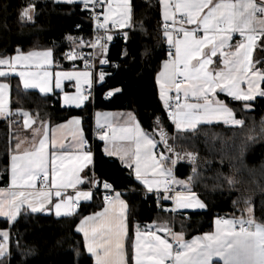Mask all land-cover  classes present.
Segmentation results:
<instances>
[{
	"label": "snow or ice",
	"instance_id": "snow-or-ice-1",
	"mask_svg": "<svg viewBox=\"0 0 264 264\" xmlns=\"http://www.w3.org/2000/svg\"><path fill=\"white\" fill-rule=\"evenodd\" d=\"M54 3L80 5L95 21L97 34L94 41L85 42L79 37L68 39L77 48L85 43L98 48L100 62L108 64L107 43L113 40L109 25L119 29L131 27L134 15L132 0H120L119 3H113V0H54ZM160 3L167 58L157 82L160 97L177 132H195L199 125L214 122L243 127L244 120L239 119L230 103L220 99L217 94H224L231 98V102H239V106L249 112L254 110L251 102L257 97L264 98V56L253 60L255 49L259 48L264 53V0H160ZM35 7V4H29L22 9L21 20L34 22ZM234 36L240 38L235 43ZM123 37L127 42L128 33L124 32ZM16 52L14 57H0V66L7 67L9 71H15L16 65H23L27 69L41 60L49 63L53 56L50 49L27 54L20 49ZM123 55H127V52ZM65 58L84 60L83 72L56 73L57 88L61 87V79L75 81L77 85L82 80L87 82L89 88L86 92H81L78 87L75 95H63V106L81 108L91 95V85L96 82L92 71L94 59H86L79 51H69L65 53ZM214 63L217 65L215 68L212 67ZM7 74L0 70V76ZM17 74L25 89L39 88L45 94L52 91L48 80L51 73L47 71L43 74L19 71ZM106 75L104 71L99 72L100 83L104 82ZM8 89V84H0V116L5 119L13 115L6 103ZM112 94L108 93L109 96ZM17 115L25 118L23 122L28 127L35 122L26 111H20ZM96 115L99 140L107 145L113 138L110 133L114 134L116 129L106 119H99L103 114ZM128 118L132 127L121 131L133 132L131 138L137 147L131 155L120 154V159L131 169L130 174L134 175L139 185L143 186L140 195L150 193L158 201L172 199L175 209L169 211L206 209L208 205L191 190L192 177L179 181L174 175L175 166L183 161L192 165L195 176L197 153L177 152L168 143L170 137L159 118L154 121L155 128L159 129V137L155 132L149 135L132 114ZM44 123L41 122L42 126ZM81 125L80 117H72L67 123L57 125V131H72V142L67 146L63 138L58 140L55 135L50 140L42 128L33 130L34 136L42 135L43 138L38 143L34 141L31 150H22L23 141L16 137L10 154L13 191L0 192V217L15 224L22 209L34 215L82 216L79 211L81 202L86 205L99 195L103 210L82 216L76 228L77 232L83 233L86 252L94 264H264V221L256 219L250 199L245 201L243 209L246 217L242 214L233 219L217 218L216 232L211 235L197 236L187 241L183 232L177 233L167 225L142 227L139 223L135 224L134 235H131L129 204L126 200L129 193L116 191L111 183L89 178L87 173L81 176L90 164L93 167L89 171L94 173L93 153ZM158 144L168 154L158 153L157 159L153 151ZM49 145L56 149L51 155L48 153ZM104 152L109 156L117 154L115 148L110 150L107 146ZM37 181L42 185V190L38 192L33 191ZM226 182L229 185L236 183L232 178H226ZM83 185L88 186L86 190ZM173 185L184 190L174 191ZM69 189L71 192H68ZM130 192L135 193L136 189ZM161 227L170 234L171 243L157 235ZM9 239V231H0V264H7L11 256Z\"/></svg>",
	"mask_w": 264,
	"mask_h": 264
},
{
	"label": "trees",
	"instance_id": "trees-1",
	"mask_svg": "<svg viewBox=\"0 0 264 264\" xmlns=\"http://www.w3.org/2000/svg\"><path fill=\"white\" fill-rule=\"evenodd\" d=\"M132 3L134 15L129 40L125 45L118 43L111 47L108 53L111 69L106 72L104 82L96 87L94 105L88 101L83 109L63 108L59 94L44 96L37 91L24 90L17 78L12 77L8 79L11 82L12 119L19 118L17 113L20 111L57 123L81 116L90 131L95 111L133 112L149 135L155 132L159 137V129L154 126L155 119L159 118L172 146L175 137L177 152L197 153V174L193 176L192 165L181 161L175 166V177L179 181L192 177L191 190L208 205L207 210L173 214L169 211L173 206L172 199L158 201L150 193L140 195L142 186L130 174L131 170L118 159L106 157L102 143L97 144L94 173L98 180L111 183L116 191L129 193L126 200L131 235H134L137 223L142 227L155 224L167 225L177 233L183 232L189 239L209 232L217 218L245 215L243 209L249 199L256 219L264 221V98L251 102L254 106L251 112L243 110L239 102L224 98L234 108L237 117L244 120L243 127L208 124L200 125L195 132L176 133L156 83L157 74L167 58L159 0H132ZM29 4L36 6L34 22L22 23L21 11ZM77 26L82 30L75 31ZM89 26L80 5L0 0V57H13L17 49L23 53L51 49L57 62L62 63V55L74 49L68 37L85 39ZM125 51L127 55H123ZM109 92L113 94L109 96ZM107 95L109 101H105ZM9 122L0 120L1 186L8 182ZM158 149L168 154L162 145L158 144ZM226 178H232L236 183L229 185ZM131 189L136 192H130ZM102 207V198L97 195L93 203L83 205L79 211L82 216H87ZM82 216L55 218L25 214L15 224L0 219V231H10L11 256L7 264H93L85 251L82 236L76 232Z\"/></svg>",
	"mask_w": 264,
	"mask_h": 264
},
{
	"label": "crops",
	"instance_id": "crops-1",
	"mask_svg": "<svg viewBox=\"0 0 264 264\" xmlns=\"http://www.w3.org/2000/svg\"><path fill=\"white\" fill-rule=\"evenodd\" d=\"M38 1H53L54 2V0H38ZM119 2H120V0H113V3H119ZM159 3H160V0H159ZM160 9H161L162 22L164 23L163 16H162L161 3H160ZM177 17H179V14H177ZM169 23H170V21H169ZM186 26L189 27V28L193 27L192 25H186ZM200 34L202 35V33H200ZM71 37H73V36H71ZM74 38H77V37H74ZM237 40H239V39L238 38H233V43H235ZM68 41H69V39H68ZM69 42L71 43L73 41H69ZM79 48H82V47H79ZM75 49H78V48L76 46H74V49L73 50H75ZM43 50H46V49L35 50V51H43ZM52 52H53V50H52ZM27 53H25V54H27ZM258 56H264V53H261L259 48L255 49L253 51V60H255ZM216 59L217 58H214V60H216ZM193 63H195V61H193ZM38 64H39V66H38ZM222 66L223 65H220V67H222ZM212 67L215 68V67H217V65L214 63L212 65ZM0 70L5 71V72L8 73L6 76H0V84H8L9 85V89H8V93H7V100H6V103H7V106H8V109L9 110H11L12 100H11V82L8 79H10L12 77L17 78L20 86L24 90H27V91H37L41 95H44V96L54 95L55 93L59 94V99H60V102H61V105H62L63 108H75V107H66V106H63V95L65 93L70 94V95H75L77 93V92L76 93L73 92L74 91L73 90V85L76 88L79 87V89H80L81 92H84L85 87L88 86L87 82H85L83 80L81 81V83L79 85H77L75 81H68V80L61 79V81H60L61 87L60 88H57L56 87V81H57L58 77L56 76V73H58V72H65V73H67V72H73V71L83 72L84 69H82V70H74V69H71V68L64 67V65L61 62H57V59L55 58L54 52H53V56L51 58V61L49 63H44L41 60V61H38V63H32L27 69H25L23 67V65H16L15 71H9L8 68L5 67V66H0ZM162 70H163V63L161 65L160 71L157 74V77H158L159 73ZM19 71L39 72L41 74H43L45 71H47V72L51 73V76L48 78V80H49V85H50L52 91H50V92H48V93L45 94V93L40 92L39 88H29V89H25L24 88V85H23L22 79L17 74ZM157 77H156V83H157V88H158L159 97H160V85L157 82ZM217 95H218V97L220 99L226 98V96L224 94H222V93H219L218 92ZM227 98H229V97H227ZM257 98H261V97H257ZM160 99H161V97H160ZM229 99L231 100V98H229ZM161 101H162V103L164 105V102H163L162 99H161ZM87 102H88V100L85 101L83 107H81V108H75V109H83V108H85ZM164 107H165V105H164ZM26 112H28V111H26ZM28 113L30 114L31 119L33 121H35L34 123H32L31 127H28V126H26L24 124L23 121H24L25 118L22 117V116H20V115H18L19 118H16V119H12V116L9 117V118H7V119H5L3 116H0V120H9L10 121L9 122L10 123V154H11L12 148L14 147V145L16 143V137H19L20 140L23 141V143L21 144V149L22 150H31L33 148V146H34V141L36 143H38V141L43 138L42 135L34 136L33 130L34 129H37V128H42V131L45 132V133H47V135L49 136L50 140L55 135L58 140L61 139V138H63V142L65 143L66 146L69 145V144H71L73 137H72V131L70 129H60L59 131H57V125L65 124L71 118L68 119V120H66V121H64V122H58L57 123V122H53L49 118H45V117L42 118L41 116L34 115L31 112H28ZM97 113L103 114L101 117H99V119L101 121H103V120L106 119L108 121V123H110L112 125V127L116 129V132L114 134H111L110 133V135L113 138L107 143V145L105 144L104 141H101V140L98 139V141L96 143V146H97L98 143H102V145H103L102 151H103L104 155L106 157H111V158L118 159L122 163V165L124 167H126L123 164V162L121 161V159H120V154L128 153L129 155H131L132 153L135 152L137 145L134 142V140L131 138L134 135V133L133 132H124V131H121V129L131 128L132 127V122L128 118L129 117V114H132L133 116H135L136 120L138 121L136 115L133 112H103V111H95L94 114H93V123H92V126L95 127V128H97V129H99V127L97 125V119H98L97 118V115H96ZM75 117H80L82 119V125L81 126L83 128V134H84L85 139L88 142L89 137H90V131L87 129V127L85 125L84 117H81V116H75ZM42 121L46 122V123L43 124V126L41 124ZM214 124H216V123H214ZM175 132L178 133L176 129H175ZM106 146L110 150H112L113 148H115L117 154H114L112 156L107 155L104 152V148ZM95 149H96V147H95ZM55 151H56V149H54L53 147H51V145H49L48 153L51 155ZM158 152H159V149H158V146H157L156 149H154V151H153V155L157 156ZM92 153H93V161H94L95 160V150L94 151L92 150ZM92 167H93V165H91V164L88 165L84 169V172L81 173V176L84 177L85 173H87L88 174V177L89 178H92V175L95 174V173L89 171ZM127 169H129V168H127ZM129 170H131V169H129ZM95 177H96V174H95ZM96 179H97V177H96ZM1 182H2V178H1V175H0V183ZM82 187H84L85 190H86L88 186L87 185H83ZM38 190H42V185L40 184L39 181H37V183H36V189L33 190V191H37L38 192ZM2 191H7L9 193L11 191H13V189L11 188V181H10V155H9L8 182L4 186H1L0 185V192H2ZM68 192H71V189H69ZM195 194H197V193H195ZM93 201L88 202L86 205H89V204L93 203ZM172 203H173V206H172L171 209H175V203H174L173 200H172ZM83 205H85L84 202H81V207ZM103 207H104V205H103ZM103 207L99 211H102L103 210ZM206 210H207V208L204 209V210H197V211H193L192 209H178V210H174V211H171V212L173 214H182V213H189V212H202V211H206ZM99 211H97V212H99ZM25 214H28V213H25L24 210L22 209L21 215L18 217V220L21 218L22 215H25ZM32 215H34V214H32ZM51 215L54 216L55 218H64V217H56L54 214H51ZM89 215H91V214H89ZM245 216H246V214H245ZM220 218L221 219H233V218H230V217H220ZM0 219L8 221L5 217H0ZM215 221L213 223V228L209 232L204 233V234H201V235H196V236H194L192 238H189V239H186L185 236H184L185 240L191 241V240H193L197 236H201L202 237V236L214 234L216 232ZM9 223L12 224L11 222H9ZM79 224H80V222H79ZM79 224L77 225V227L79 226ZM129 230H130V227H129ZM9 233H10V231H9ZM77 233L82 236L83 241H84L83 233H81V232H77ZM157 235H160L162 238L168 239L170 243L172 242L171 241V236L166 231L165 228H161L160 231L157 232ZM9 242H10V239H9ZM84 246H85V241H84ZM9 250H10V247H9ZM85 251H86V249H85ZM88 256H89V254H88ZM92 261H93V264H94V260L93 259H92ZM218 264H220V262H218Z\"/></svg>",
	"mask_w": 264,
	"mask_h": 264
},
{
	"label": "built area",
	"instance_id": "built-area-1",
	"mask_svg": "<svg viewBox=\"0 0 264 264\" xmlns=\"http://www.w3.org/2000/svg\"><path fill=\"white\" fill-rule=\"evenodd\" d=\"M83 11L85 12V10H83ZM86 16H87V18H88V20L90 22V26H89V29H88V32H87L88 33V37H86L83 40L85 42H87V41H94L95 38H96V34H97V30H96V26H95V21L93 19H91L87 13H86ZM101 19H103L102 16H101ZM177 19H179V17H177ZM109 27L112 28L111 34L113 35V40L107 43V58L108 59H109L108 53H109V51H110V49H111L112 46L117 45L118 43H123L125 45L128 42L129 37H130V29H131L132 25H131L130 28H124V29L114 28L112 25H109ZM81 30H82L81 27H76L75 28V31H81ZM124 32H127L128 33L127 42H125L124 37H123V33ZM234 38L240 39L238 36H234ZM72 51H79L80 53H82L84 55V57L86 59H90V60H93L94 59L95 67H94V69H92V71H93V73H94V75L96 77V82H94L91 85V89H90L91 95L89 96L90 99L88 100L92 105H94L95 99H96V87L98 85V73L100 71H104L105 73L108 72V71H110V69H111V62H109L108 64H102L100 62V55H99L98 48H92L87 43H85V45L82 48H78V49H75V50H72ZM67 52H69V51H67ZM67 52H65V53H67ZM65 53L62 55V63L63 64L69 65V67L71 69H74V70H82V69L85 70L84 60H82V59H76V60L66 59L65 58ZM109 61H110V59H109ZM88 88H89V86H86L85 89H84V92H86V90ZM105 101H109V96L108 95L106 96ZM166 111H167V114L169 116V111H168L167 108H166ZM106 130L107 129H105V131ZM99 131H100V129H97V128L93 127V126L90 129V137H89V140H88L87 144H88V147H90V149L93 150V151L95 150L96 143H97V141L99 139V135H98L99 134ZM173 147L177 151L175 144H173ZM161 152L162 151L159 150L158 153H161ZM158 158H159V156L157 154V159ZM174 175H175V168H174ZM92 178H95L96 179L95 174L92 175ZM173 190L174 191H183V189L181 187L177 186V185H173Z\"/></svg>",
	"mask_w": 264,
	"mask_h": 264
},
{
	"label": "rangeland",
	"instance_id": "rangeland-1",
	"mask_svg": "<svg viewBox=\"0 0 264 264\" xmlns=\"http://www.w3.org/2000/svg\"><path fill=\"white\" fill-rule=\"evenodd\" d=\"M35 2H37L38 0H34ZM35 16V15H34ZM20 21L22 22V23H31V22H26V21H23V20H21V15H20ZM70 41V40H69ZM74 46H75V44L73 43V42H71ZM98 76H99V73H98ZM98 83H100L99 82V79H98ZM83 85V84H82ZM84 87V86H83ZM73 92L74 93H76L77 92V88L73 85ZM90 98H88V100H89ZM214 123H216V122H214ZM214 123H212V124H214ZM216 124H220V123H216ZM221 124H223V123H221ZM225 125V124H224ZM226 126H230V125H226ZM231 127H237V126H231ZM262 128L264 129V124H263V126H262ZM175 138L173 139V144H175ZM158 146V145H157ZM10 243V242H9ZM10 246H11V244H9ZM9 246V247H10Z\"/></svg>",
	"mask_w": 264,
	"mask_h": 264
}]
</instances>
